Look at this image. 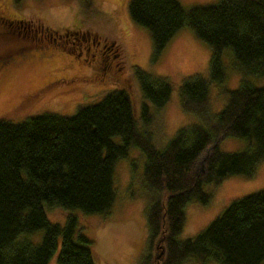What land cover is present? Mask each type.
<instances>
[{
	"label": "trees",
	"instance_id": "16d2710c",
	"mask_svg": "<svg viewBox=\"0 0 264 264\" xmlns=\"http://www.w3.org/2000/svg\"><path fill=\"white\" fill-rule=\"evenodd\" d=\"M128 14L148 30L155 56L184 27L210 48L208 80L191 76L179 89L181 107L203 125L179 128L158 149L150 111L164 107L171 89L139 70L142 99L152 106L142 104L140 116L135 95L112 90L70 116L45 113L19 124L0 120V264H49L56 253V264H94L90 241L78 232L74 214H109L115 165L133 147L144 154V185L155 192L146 210L150 247L143 264L211 259L264 264V190L232 200L193 238L176 239L183 207L193 200L209 203L205 184L251 177L264 160V85L241 80L237 89L223 90L225 105L217 115L208 108L209 84H222L225 78V49L231 50L243 78H264V0H216L188 10L177 0H130ZM225 137L247 139L251 145L222 152L215 143ZM44 206L68 212L63 226L48 221ZM39 232L40 241L32 242ZM153 244L154 251L156 246L163 250L158 262L150 255Z\"/></svg>",
	"mask_w": 264,
	"mask_h": 264
},
{
	"label": "rangeland",
	"instance_id": "374dc122",
	"mask_svg": "<svg viewBox=\"0 0 264 264\" xmlns=\"http://www.w3.org/2000/svg\"><path fill=\"white\" fill-rule=\"evenodd\" d=\"M130 0H0V120L19 124L45 113L72 115L78 106L96 103L112 90H125L135 95L140 116L142 99L135 72L161 79L170 86L171 94L158 111L152 109V127L158 149L165 147L176 131L190 124L203 125L200 119L181 107V83L199 76L208 80L210 48L198 40L189 28L173 36L158 56L154 55L147 29L134 24L128 14ZM185 10L209 6L216 0H177ZM35 29L36 33L27 29ZM90 31L99 43L109 45L111 60L91 63L77 58V48L66 44L64 30ZM56 33H60L57 35ZM92 35L93 38H95ZM115 56V58H112ZM80 58H83L81 55ZM86 63V64H84ZM225 78L222 84H209L208 108L212 116L225 105L223 90L238 88L241 80L257 87L264 78H255L237 70L230 49L223 53ZM68 79V82L60 80ZM120 139L116 138L115 143ZM222 152L247 150V139L225 137L215 143ZM201 157L200 159L204 160ZM144 154L131 148L114 168L115 199L107 215H84L75 211L78 232L86 236L94 264H143L149 252L146 210L155 192L144 185ZM197 167L201 169L200 163ZM264 190V160L251 177L233 176L218 185L205 184L208 204L193 200L183 207L184 222L177 241L199 234L229 203L239 197ZM50 223L63 226L68 215L63 209L44 206ZM41 232L30 237L40 241ZM150 255L158 262V246ZM57 253L49 264H56ZM206 259V258H205ZM202 261L190 264H201ZM188 264V263H187ZM202 264H220L207 260Z\"/></svg>",
	"mask_w": 264,
	"mask_h": 264
},
{
	"label": "flooded vegetation",
	"instance_id": "af4514ba",
	"mask_svg": "<svg viewBox=\"0 0 264 264\" xmlns=\"http://www.w3.org/2000/svg\"><path fill=\"white\" fill-rule=\"evenodd\" d=\"M28 32H33L34 35L36 33L35 29H27ZM59 35L60 33H56ZM92 33L90 31L82 32L79 30H64L60 36L65 38L66 44H72L77 48L76 53L78 54L77 58L80 59L81 62L91 63V61L95 62L96 60L108 59L111 60V56L109 53V49L111 46L99 43L95 38L92 37ZM83 55V58H80ZM112 58H115L113 56ZM84 63V64H86ZM60 82H68V79H61Z\"/></svg>",
	"mask_w": 264,
	"mask_h": 264
},
{
	"label": "water",
	"instance_id": "95a60500",
	"mask_svg": "<svg viewBox=\"0 0 264 264\" xmlns=\"http://www.w3.org/2000/svg\"><path fill=\"white\" fill-rule=\"evenodd\" d=\"M200 165H201V167H202V165H203V161L202 160H200ZM160 248V247H159ZM163 252V250H162V248H161V251H160V253H159V255H158V257L157 258H159L160 257V255H161V253Z\"/></svg>",
	"mask_w": 264,
	"mask_h": 264
}]
</instances>
